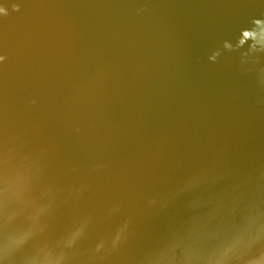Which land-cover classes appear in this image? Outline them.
Listing matches in <instances>:
<instances>
[{"label": "water", "instance_id": "water-1", "mask_svg": "<svg viewBox=\"0 0 264 264\" xmlns=\"http://www.w3.org/2000/svg\"><path fill=\"white\" fill-rule=\"evenodd\" d=\"M261 15L264 0H0V56L7 57L0 62V143L6 131H21L33 139V130L44 129L54 172L78 168L62 178L91 185L78 210H94L100 217L116 202L123 205L122 217L125 208H146L154 193L174 186L224 145L228 162L242 176L251 175L264 166V100L252 106L251 124L240 127L245 130L239 136V126L227 129L231 113L222 94L216 96L213 85L199 77L215 71L220 58L212 62L210 57L238 34L218 35L222 22L236 20L247 27ZM105 25L110 39L100 33ZM123 51L118 69L98 57L112 53L114 60ZM149 61L152 73L146 72ZM54 62L62 64L63 73L57 76ZM74 69L85 79L67 97L62 88ZM184 83L191 86L187 98L181 94ZM175 97L183 103H175ZM72 100H80L78 107L66 108ZM182 104L189 107L186 114L194 123L202 122L205 110L215 129L227 131L181 135L177 112ZM170 149L181 155L163 170L159 158ZM127 156L135 161L140 157L136 167L124 162ZM98 163L107 167L92 172ZM177 164L182 166L177 169ZM187 199L181 197L162 214L157 230L135 233L128 255L151 247L184 219ZM144 219L153 226L155 213ZM101 227L110 225L102 224L92 238L106 230Z\"/></svg>", "mask_w": 264, "mask_h": 264}, {"label": "clouds", "instance_id": "clouds-1", "mask_svg": "<svg viewBox=\"0 0 264 264\" xmlns=\"http://www.w3.org/2000/svg\"><path fill=\"white\" fill-rule=\"evenodd\" d=\"M224 52L240 53L242 72L264 91V15L224 40L211 61ZM6 59L0 56V62ZM227 153L228 146H222L146 201L147 210L159 213L187 197V215L151 247L128 255L135 220L121 216L123 205L114 203L102 217L94 210L79 211L91 185L62 178L78 168L55 173L48 145L21 131H6L0 143V264H114L116 259L120 264H264V166L242 176ZM106 167L98 163L91 171ZM102 224L110 227L92 238Z\"/></svg>", "mask_w": 264, "mask_h": 264}, {"label": "rangeland", "instance_id": "rangeland-1", "mask_svg": "<svg viewBox=\"0 0 264 264\" xmlns=\"http://www.w3.org/2000/svg\"><path fill=\"white\" fill-rule=\"evenodd\" d=\"M242 28H244L243 22H239L236 20L226 21L225 23L222 22L218 35L224 36V33L227 34V32L236 33L237 31L239 32V30ZM107 31H108V25H105L100 33L103 36L109 37L110 39L109 33L108 35L106 33ZM209 35L211 37L216 35V30L214 29V26H212V29L209 32ZM120 44L124 47V43L122 40L120 41ZM90 46L91 48H95L94 45H90ZM97 48L103 51L112 50V49L106 50L102 47H97ZM110 55L113 56L114 54L107 53V54L100 55L98 57L99 59L100 58L104 59L102 61H104L109 68L118 69L124 63V61H122L124 51L116 54L114 60L110 58ZM219 58L220 60H218L217 65L214 66L215 71L204 74L202 78L199 77V81H204L207 83L210 82L211 85H213V89L210 88V90L216 96L219 95L220 93L222 94L221 96L224 98L225 104L231 113V116L229 117L228 123H227L230 125L228 126L227 129H229V127L232 125L239 126L238 128H236V130L238 131L239 136H243L245 129H242V128L246 127L245 125H250L251 119L254 116L250 110L254 104H257L261 102L262 100H264V91L258 88L255 78L251 74L246 75L242 72L241 65H240V53L224 52ZM61 65L60 64L56 65L54 62L53 73L56 76H57V73H60V74L63 73L62 70L60 69ZM151 65H152V62L149 61L147 65L148 67H146L147 73H152L153 68L151 67ZM79 71L81 70L74 69L73 71L67 73L66 75L67 82L65 83V86L62 88L63 95L70 97L72 95L71 93L74 92V88H75L74 84H77V82L81 79H85L83 75H80ZM136 71L141 72L142 70L137 69ZM167 80L169 79L167 78L166 81ZM48 84H50V82ZM165 88L167 90H170V84H168ZM190 88H191L190 85H187L186 83H184L181 94L185 98H187L190 95V92H191ZM178 89H179V86H178ZM181 100L182 98L178 99V97H175V103L177 101L180 103H183L181 102ZM79 101L80 100H72L71 101L73 102L72 104L67 102L66 108L68 107L77 108L79 105ZM187 108L189 107L182 104L181 109H179V111L177 112L178 118L181 119L183 123L179 131L181 135H184L187 132H190V133L198 132L203 129L210 130L211 132L214 130H217L215 129L214 124L207 119L206 117L208 114L207 111L204 110L201 112V119H202L201 123H194L189 118V116H187L186 114ZM70 111H74V110H70ZM223 120L219 121V123H222ZM231 123H234V124H231ZM227 129L225 131L217 130V133L219 134L225 133ZM44 131H45L44 129H40V130L35 129L32 131L33 141L36 144H46L44 140H46V137L48 136V134L45 135ZM216 144L221 145V142H216ZM124 145L126 148L129 147V145H127L126 143ZM168 151L169 152L165 153L163 156L159 158V162L162 167L161 169L163 170H165L167 164L168 165L171 164L172 162L175 161V159L177 160L178 157L181 155V154L179 155L176 154L173 149H170ZM139 159H140L139 156L137 157L136 161L133 160L130 156H127L124 158V162L128 165H132L133 167H136L137 164L135 162H137ZM168 210L169 209H166L159 213H155V221L153 223V226L151 224H147L146 222L147 220H145L144 218L148 214H154V212H152L151 210H147L146 208H125L123 209L124 211L123 215L132 216L134 218L135 224L133 227L135 229L136 235L138 236L142 231H148V229H150L151 227H154L155 230H157L158 227H161L159 220L161 219L162 214L164 215V213H169ZM101 228L106 229V227H101ZM98 234L99 232L97 231V233L94 235L93 238H95ZM154 239L157 240V237L155 235H154Z\"/></svg>", "mask_w": 264, "mask_h": 264}]
</instances>
